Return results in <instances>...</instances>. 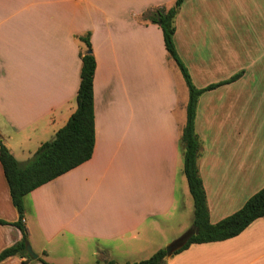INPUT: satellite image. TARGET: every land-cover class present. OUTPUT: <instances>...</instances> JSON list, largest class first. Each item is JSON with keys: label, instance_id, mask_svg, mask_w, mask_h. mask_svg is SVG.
I'll return each mask as SVG.
<instances>
[{"label": "crops", "instance_id": "1", "mask_svg": "<svg viewBox=\"0 0 264 264\" xmlns=\"http://www.w3.org/2000/svg\"><path fill=\"white\" fill-rule=\"evenodd\" d=\"M174 1L0 0V140L18 161L75 111L86 33L96 62L91 158L24 197L38 257L92 244V255L105 260L138 261L190 230L178 143L189 91L160 27L141 19ZM174 24L176 51L196 88L241 73L196 104L197 165L215 223L264 186V0H184ZM17 217L0 164V218ZM20 239L18 228L0 224V251ZM24 260L0 264H43ZM165 264H264V216Z\"/></svg>", "mask_w": 264, "mask_h": 264}, {"label": "trees", "instance_id": "2", "mask_svg": "<svg viewBox=\"0 0 264 264\" xmlns=\"http://www.w3.org/2000/svg\"><path fill=\"white\" fill-rule=\"evenodd\" d=\"M183 2L184 0H175L169 7L164 5L149 7L141 16L142 21L160 27L166 51L179 67L189 91L186 119L178 143L182 152L183 172L193 201V219L190 230L194 232L173 254L179 253L193 243L221 241L234 237L252 221L264 216L263 186L235 212L215 223L209 220L206 193L197 165L202 147L201 140L195 131L197 99L203 92L237 79L241 73L203 88H196L193 85L174 44V19ZM79 39L84 44V48L80 49L79 53L80 82L76 94V109L67 122L55 132L51 139L43 141L32 156L25 161H18L0 140V164L9 187L12 204L18 214L15 221L0 218V224L15 226L21 232L20 240L0 251V261L13 255L25 257L24 262L33 259L26 251L28 233L24 223V197L33 189L75 168L92 156L95 141L93 77L96 62L92 53L90 33L80 36ZM166 256L165 249L160 248L148 258L127 261L123 264H165ZM36 259L43 264H55L42 257ZM103 264L119 263L110 259Z\"/></svg>", "mask_w": 264, "mask_h": 264}, {"label": "rangeland", "instance_id": "3", "mask_svg": "<svg viewBox=\"0 0 264 264\" xmlns=\"http://www.w3.org/2000/svg\"><path fill=\"white\" fill-rule=\"evenodd\" d=\"M190 200L191 202H190V206L188 210L189 215L186 219L189 225L192 224V219H193V204H192L191 198ZM184 211H186V209ZM70 244H72V240L69 241V245ZM87 247L88 248L81 251V250H78L77 246L75 247L73 245L71 249L65 251L64 254H61V253L51 254L46 257V260H48L49 262L55 263V264H103L105 261H107L104 259L103 255H92V251H93L92 244H89ZM114 258L117 260L118 263H124L126 260L125 257L118 255V254H115ZM142 259H145V258H142Z\"/></svg>", "mask_w": 264, "mask_h": 264}, {"label": "water", "instance_id": "4", "mask_svg": "<svg viewBox=\"0 0 264 264\" xmlns=\"http://www.w3.org/2000/svg\"><path fill=\"white\" fill-rule=\"evenodd\" d=\"M194 232V230H189L188 232L182 234L178 238L171 241L169 244L165 246V251L167 256L172 255L175 251L180 249L184 243L187 241V238ZM26 251L30 254V256L34 259L38 258V254L32 250V247L29 242H26Z\"/></svg>", "mask_w": 264, "mask_h": 264}]
</instances>
